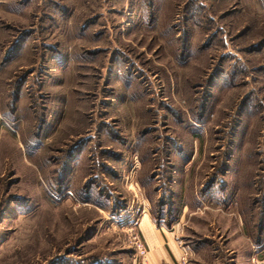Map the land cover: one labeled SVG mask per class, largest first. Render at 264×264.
Masks as SVG:
<instances>
[{
    "label": "rangeland",
    "instance_id": "374dc122",
    "mask_svg": "<svg viewBox=\"0 0 264 264\" xmlns=\"http://www.w3.org/2000/svg\"><path fill=\"white\" fill-rule=\"evenodd\" d=\"M146 216L264 264V0H0V264H150Z\"/></svg>",
    "mask_w": 264,
    "mask_h": 264
},
{
    "label": "crops",
    "instance_id": "0c3cea01",
    "mask_svg": "<svg viewBox=\"0 0 264 264\" xmlns=\"http://www.w3.org/2000/svg\"><path fill=\"white\" fill-rule=\"evenodd\" d=\"M142 228L145 233L146 241L150 247V264H171V259L175 257V252L166 240L167 235L159 229L154 228L151 220L146 216L142 221ZM169 235V234H168Z\"/></svg>",
    "mask_w": 264,
    "mask_h": 264
},
{
    "label": "built area",
    "instance_id": "2783aa9c",
    "mask_svg": "<svg viewBox=\"0 0 264 264\" xmlns=\"http://www.w3.org/2000/svg\"><path fill=\"white\" fill-rule=\"evenodd\" d=\"M138 247H140V248H139V252H140L141 254H144V253H145V248L142 246V244H139Z\"/></svg>",
    "mask_w": 264,
    "mask_h": 264
}]
</instances>
